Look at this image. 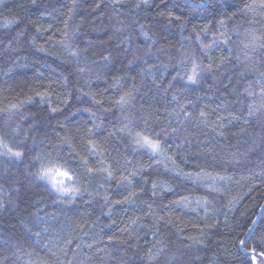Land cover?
<instances>
[{"label": "trees", "instance_id": "obj_1", "mask_svg": "<svg viewBox=\"0 0 264 264\" xmlns=\"http://www.w3.org/2000/svg\"><path fill=\"white\" fill-rule=\"evenodd\" d=\"M138 2L77 0L75 8L73 0H36L35 4L32 0H5L0 4V107H6L9 101H22L25 94H31L32 88L51 85L54 93L51 106L62 109L59 113H50L48 104H26L11 117L0 112V135L9 145H18V150L26 153L21 160L0 155V204L3 205L0 208V264H39L40 260H46L47 264H66L69 259L73 264H121L124 260L128 264H149L144 251L156 239H163L164 246L151 264H264V257L259 255L264 252V93L261 91L264 89V47L251 44L249 35L254 28L256 36H264V17L260 15L264 10L257 9L256 23L252 24L253 14L238 10L251 0H233L237 15L226 20L225 27H220L216 23L221 18L219 15L193 11L189 0H165L164 3L150 0L147 7L137 8ZM173 4L179 7L173 8ZM169 9L189 24L183 29L178 23L168 24L167 16L158 14ZM11 19L15 23L6 24ZM66 20L69 30L78 26L73 47L86 49L79 57L63 53L65 60H61L33 46L31 41L35 37L37 45L51 47L48 37L55 34L59 39ZM37 24L48 30L38 32ZM141 24L151 39L145 40L141 35ZM193 24L197 25V31L204 25L210 30L201 32L197 40ZM212 32L225 33L229 42L225 44L219 39L206 53L200 46L201 41L211 43ZM148 47L152 52L145 56ZM109 53L113 54L114 61L105 67L101 56ZM133 54L142 59L129 66L127 61ZM193 60L205 69L212 65L210 70L201 73L197 84L182 79ZM67 61H72V75L64 85L58 73L69 67ZM76 67L84 68V73H76ZM125 71L129 75L122 81V87H112L111 77L124 76ZM178 72L181 76H177ZM97 76L105 78L97 79ZM89 79L91 84H85ZM133 84L139 90L126 111L145 118L151 113V132L159 133L161 128L169 132L173 128L178 130L176 135H161L160 139L166 141L168 153L184 172L203 170L213 177L219 174L228 178L213 183L207 178L187 180L171 171L165 174L163 166L158 173L146 169L145 175L154 178L160 174L161 179L173 185L171 191L153 197L147 191L151 185H143L141 177L135 178V183L146 189L140 198L154 202L153 210L158 215L168 211H161L158 205H167L180 195L193 199L191 208L176 210L173 224L161 221L159 231L149 227L152 218L145 215L149 210L144 204L105 205V190L112 201L127 195L115 179L123 171V158L127 157L133 164L137 160L148 161L146 150L126 146L130 140L125 134L108 136L114 127L120 126L117 109L113 108L112 113L98 112L104 125L95 130L96 138L108 148L104 158L117 170L111 181L99 174H87L70 146L62 144L59 138L70 134L77 151L87 154L85 127H90L92 122L83 109L93 107V103L79 89L115 99ZM180 105L191 117L185 119L183 112L179 116L173 113ZM249 105L254 106L251 115ZM111 106L106 100L105 107ZM77 108L81 111L77 112ZM93 111L97 108L93 107ZM201 111L207 113V122L200 117ZM5 120L9 121L8 127L4 126ZM136 125V130L151 134L144 128L142 119H137ZM17 126L19 133H13L12 129ZM41 154L59 157L62 162L66 160L75 169L79 185L88 191L71 203L61 200L45 182L35 179L40 161L33 158ZM99 159L89 156L93 166H98ZM97 192L99 195H90ZM198 197L207 198V215L203 208L196 209ZM109 207L113 209L111 217ZM135 216H141L142 222L131 226L136 236L129 238L120 229ZM112 220L116 223L112 224ZM195 224L199 230L193 227ZM177 226L183 231L177 232ZM249 229H254L251 239L247 235ZM110 235H117L128 244L110 241L107 239ZM189 236H197L203 243L194 244ZM66 239L73 241L66 250L67 256L54 255L64 247ZM240 240L247 241L248 251H244ZM131 244L138 247L131 248Z\"/></svg>", "mask_w": 264, "mask_h": 264}, {"label": "snow or ice", "instance_id": "obj_2", "mask_svg": "<svg viewBox=\"0 0 264 264\" xmlns=\"http://www.w3.org/2000/svg\"><path fill=\"white\" fill-rule=\"evenodd\" d=\"M5 0H0V4H4ZM36 0H32V3L35 4ZM119 2V0H117ZM161 3H164L165 0H160ZM190 4H194L195 11H202L207 14H211L215 12L217 15H219L221 18L216 21V23L220 27H225L226 20H231L233 17L237 15L236 6L233 3V0H215V3L213 4V0H189ZM150 4V0H139V2L136 4L137 8H140L141 6L147 7ZM77 0H73V8L77 7ZM99 7V5H97ZM173 8H178V4H173ZM257 9L264 10V0H251V3H244L242 8H239L240 13H252L253 19L250 21V23L255 24V13L257 12ZM71 12L72 10H69L68 17L71 18ZM158 15L160 16H167L168 24L178 23L179 27L181 29L185 28L189 21L184 19L181 16L176 15L174 11L169 9L167 13L160 12ZM260 15L264 17V11L260 12ZM15 23V19L7 20L6 24L11 25ZM32 23L36 24V21H32ZM48 27H51L49 25ZM64 31L61 32V36L59 39L56 38L55 34L48 37V42H51V47H45L44 44H36V38H32V44L33 46L37 47L38 51L41 53H46L54 57H58L61 60H65L63 53H68L71 57L77 58L80 55V52L86 51V49H79L77 46L76 48L73 47V39L75 37L76 32L79 30L78 26H74L71 30H69V25L67 23V20L64 22ZM145 25H140V33L142 36H144L145 40L151 39L149 32L145 31ZM48 28L44 27L43 25L37 24V31L38 32H46ZM118 29L117 31H119ZM209 26L204 25L200 31H197V25H192V31L196 36L197 40H200L201 32L207 33L209 32ZM58 32H60V29H57ZM249 35L251 36L250 43L254 46L258 43L259 46L264 47V36H256L255 35V29L253 28ZM213 40L211 43H203L201 41V48L207 53L212 47H214L217 43V40L223 39V42L225 44H228V38L226 37L225 33L220 32H212ZM111 39V38H110ZM91 43V42H90ZM62 50V51H61ZM152 49L151 47H148L144 51V55L147 56L151 54ZM101 59L104 61L105 67H108L110 64L114 61V56L112 53H109L107 55L101 56ZM142 59V57H138L135 54H133L132 59L127 61V64L130 66L133 63H135L137 60ZM224 57H221V61L223 62ZM76 63L79 64V60H76ZM181 63H183L181 61ZM67 64L69 67L65 68L64 72H59V77L61 82L64 85H67L69 83V77L72 75V69L71 64L72 61H67ZM23 67L24 65H17ZM149 67H154V65H149ZM167 67V66H165ZM212 67L211 64L207 66V69L202 68L199 63H197L195 60L192 61L190 69H187L183 73L182 79H185L186 81L190 82L191 84H197L199 83L201 79V73L205 70H210ZM11 70V69H10ZM76 73L83 74L85 69L76 67L74 69ZM120 70H118L119 72ZM42 75V74H41ZM129 75L127 71L124 72V76L122 75H113L111 77V86L122 87V81L124 80L125 76ZM177 76H181V73L178 72ZM97 79H104L105 77L97 76ZM133 80H135V77H131ZM175 80L176 77H173ZM85 84L90 85L91 80H86ZM51 85L48 87H43L42 89H30L31 94H25L24 99L22 101H9L8 105L6 107H0V112L7 113L9 117L14 114V112H18L20 108H22L26 104H35L36 106H39L40 104H48L49 105V112L50 113H59L62 111L59 107H54L52 105L51 96L54 94L53 91L50 90ZM169 87H172L170 84ZM139 90V87L136 84H133L129 89L124 90L118 94V96L113 98H105L103 97L102 93H97L95 91L89 90L87 93L84 92L83 88H80L79 91L81 95L89 96L92 100L93 107L97 108V111H93V107H86L83 109L84 112H87L90 117L91 126L85 127V153L78 152L76 149V145L72 142L71 135H64L60 138V142L62 144L69 145L72 149V152L75 153L76 157L80 161V166L85 169V172L90 175L99 174L106 181H111L116 173V169L112 167V164L109 163L107 159L104 158L105 153L108 151V148L105 147L104 144L100 142L96 138V129H99L103 127L104 121L101 119V115H98V112L101 114L104 113H112L113 108L117 109L120 112V126L114 127L113 131L108 133V136L111 137L115 133L125 134L127 138H129L130 142L127 147L132 148H139L142 150H146V154L148 155V161H142L137 160L135 164H133L132 161H130L127 157H124V165L121 166L123 168V171L120 172L118 176H115L116 183L119 186H122L126 191L127 195H123L122 199H118L115 201H112L110 199V196L107 194V190H105V195L103 197L105 205L110 204H144L148 208V212L145 213L146 216H150L152 218V224L149 225V227H152L156 231H159L158 226L160 225L161 221H164L166 224H173L174 221L172 219V216L179 208H191L193 205V199L189 195H180L176 199L169 200L167 205H158L161 211L168 209V211L165 213V215H158L156 211L153 210V203H148L145 200H142L140 198L141 194L146 191L145 187L139 186L135 183L136 177H141L142 184L143 185H151L147 191L151 192V195L153 197H157L159 195H162L166 191H171L173 188V185L170 184L167 180L161 179L160 174H156L154 178L150 175H145V170L150 169L153 170L154 173H158V170L160 166H163V168L167 171L176 172L179 173V176L184 177L187 180H201L204 178H207L208 180L212 181L213 183L219 179V180H225L228 179L224 176H219L217 174L216 177L211 176L210 174L204 172L201 170L200 172H194V173H186L183 171L182 168L176 163V160L173 155H170L168 153V148L166 147V141L160 139V136L163 135L164 137H168L170 135H176L177 129L173 128L171 129V132L168 131L167 128H161L160 132H151L150 125H149V118H151V113L148 114V117L145 118L143 116L136 117L134 113L131 111H126V109L131 105L134 94ZM106 91V89L104 90ZM164 91H167L165 89ZM245 91H248V89H245ZM262 93H264V89L261 90ZM249 95H253V93L249 92ZM100 96L98 99L97 97ZM79 99V97H77ZM173 99H177L175 96H173ZM106 100L108 103H110L111 107H105ZM65 103H67V97L64 100ZM254 110L253 105H249V115L252 114ZM77 112L81 111V109L77 108ZM183 112L185 119L191 117V113L186 112L183 105L179 106V109L173 110V113H175L177 116ZM73 115L75 113H72ZM171 115V113H170ZM200 117L204 122H207V113L204 111L200 112ZM234 119L236 117H233ZM67 119V117H66ZM142 119L143 125L146 130L151 132V134H146V131H138L136 120ZM4 126H9V121L5 120ZM85 124L87 125L88 122L86 121ZM79 131V129H77ZM20 129L17 126L16 128L12 129L13 133H19ZM222 135V133H221ZM18 145H9L3 135H0V155L6 156L10 159L14 160H21L26 155L25 152L18 150ZM89 156H97L100 157V159L97 161L98 166H93L90 164ZM159 158V159H157ZM33 159L40 161V168L39 171L35 174V179L45 182L46 186L49 188L50 191L55 192L58 194L61 200L65 201L66 203H71L74 201L78 196H81L85 191H88L85 188H82L79 185V177L76 175L75 169H72L68 166V162L61 161L59 157H53L51 154H41ZM171 165V168L169 167ZM131 167V170L129 171L128 168ZM126 173V174H125ZM211 186V185H209ZM102 187V185H101ZM90 195H99V193H92ZM207 198L206 197H198L195 200V207L196 209L203 208L205 211V215H207ZM0 208H3V205L0 204ZM113 212V209L109 207L108 209V215L111 217ZM177 220H180V217H176ZM112 224L116 223V220L111 221ZM138 222H142L141 216H135L134 218H130L129 224L125 226L124 228L120 229V232L122 233H128L129 238H132L136 236L135 231L132 230L131 226L136 225ZM255 223V222H253ZM194 228L199 230V225L195 224L193 225ZM211 227V226H209ZM156 231L153 232V235H156ZM177 232H182L183 229L180 226H177L176 228ZM201 235H203V231L200 230ZM254 234V229L248 230V238L251 239L252 235ZM36 235H39L37 233ZM108 240H116L119 241L121 244H128L127 240H122L117 235H110L107 237ZM188 239H190L194 244L195 243H203L202 240L199 239L197 236H189ZM72 239H66L64 241V247L59 248L57 253H54V255H64L67 256V248L72 243ZM98 242V241H97ZM52 242L49 241V244ZM239 244L243 246L244 251H248L247 248V241L246 240H240ZM164 246L163 239H156L152 246L144 251V257L147 259L149 264H151L152 261L156 260L158 257V254L162 251ZM48 252H52V248L48 247V245H45ZM80 245L77 244V248H79ZM91 247V245H89ZM131 248H137V244H131L129 245ZM155 249V251H153ZM255 252V249L252 250ZM259 255L261 257H264V252H260ZM73 258H75V254H73ZM174 258V256H173ZM39 264H47L46 260H40ZM66 264H73V260L69 259L66 261ZM121 264H128L127 260H124L121 262Z\"/></svg>", "mask_w": 264, "mask_h": 264}, {"label": "clouds", "instance_id": "obj_3", "mask_svg": "<svg viewBox=\"0 0 264 264\" xmlns=\"http://www.w3.org/2000/svg\"><path fill=\"white\" fill-rule=\"evenodd\" d=\"M190 7H191V9H192L193 11H195V10H194V8H195L194 4H190Z\"/></svg>", "mask_w": 264, "mask_h": 264}]
</instances>
